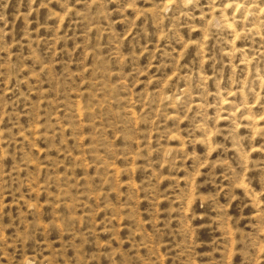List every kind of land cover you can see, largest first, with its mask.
Instances as JSON below:
<instances>
[{
  "label": "rangeland",
  "instance_id": "obj_1",
  "mask_svg": "<svg viewBox=\"0 0 264 264\" xmlns=\"http://www.w3.org/2000/svg\"><path fill=\"white\" fill-rule=\"evenodd\" d=\"M0 264H264V0H0Z\"/></svg>",
  "mask_w": 264,
  "mask_h": 264
},
{
  "label": "bare ground",
  "instance_id": "obj_2",
  "mask_svg": "<svg viewBox=\"0 0 264 264\" xmlns=\"http://www.w3.org/2000/svg\"><path fill=\"white\" fill-rule=\"evenodd\" d=\"M189 0H184V3H187Z\"/></svg>",
  "mask_w": 264,
  "mask_h": 264
}]
</instances>
